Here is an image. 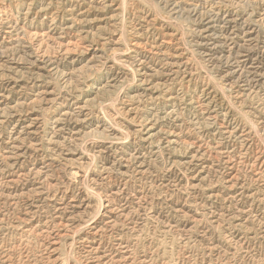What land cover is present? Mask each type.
Here are the masks:
<instances>
[{"label": "rangeland", "instance_id": "374dc122", "mask_svg": "<svg viewBox=\"0 0 264 264\" xmlns=\"http://www.w3.org/2000/svg\"><path fill=\"white\" fill-rule=\"evenodd\" d=\"M179 1L0 0V264H264V79L227 85L198 46L215 0ZM137 36L163 41L144 70Z\"/></svg>", "mask_w": 264, "mask_h": 264}, {"label": "bare ground", "instance_id": "6f19581e", "mask_svg": "<svg viewBox=\"0 0 264 264\" xmlns=\"http://www.w3.org/2000/svg\"><path fill=\"white\" fill-rule=\"evenodd\" d=\"M187 1V0H186ZM235 1V0H234ZM233 0H215L214 6L212 10L205 11L203 14L199 15V19L197 21V34L199 38L198 46H200L204 54L211 60H219L224 59L228 64H230L231 68L230 71L227 73L226 81L229 78H234V81L232 84H234L236 87V92L242 96H246V92L254 93L256 92L260 82L262 79H264V57L262 56L264 52V12L262 14H251L249 16H245L243 13H240V11H223L221 6L222 5H228L232 4L234 5ZM61 2V1H60ZM158 2V1H157ZM161 2V1H160ZM180 2H184L185 0H180L179 3H175L174 7L178 6L180 7ZM210 2V1H209ZM244 2V0H243ZM88 3V2H87ZM101 3V2H100ZM110 3V2H109ZM171 3V2H170ZM242 3V2H241ZM113 4V3H112ZM204 4V3H203ZM207 4V3H206ZM239 4V3H238ZM106 5V4H105ZM208 5V4H207ZM244 5V4H243ZM58 6V5H57ZM91 6V5H89ZM163 6V4H162ZM193 6V5H192ZM211 6V5H210ZM97 7V5H96ZM101 7V6H100ZM178 7V8H179ZM238 7V6H237ZM44 8V7H43ZM171 8V6H170ZM231 8V7H230ZM240 8V7H239ZM68 9V8H67ZM84 9V8H83ZM136 9V8H135ZM138 9V8H137ZM185 9V8H184ZM187 9V8H186ZM193 9H195L193 7ZM252 9V8H251ZM170 10V9H169ZM176 10V9H175ZM180 10V9H179ZM3 11V10H2ZM69 15H73L72 11L69 10ZM82 11V10H81ZM142 11V9H141ZM178 11V10H176ZM184 11V10H182ZM189 11V9H188ZM201 11V10H200ZM204 11V10H203ZM124 12V10H123ZM197 12V11H196ZM252 12V10H251ZM3 13V12H2ZM24 13V12H23ZM132 13V12H131ZM176 13V12H175ZM181 13V12H180ZM57 14V13H56ZM184 14V13H183ZM199 14V12H198ZM136 15V14H135ZM146 15V14H145ZM177 15V14H175ZM190 15V14H189ZM140 16V15H139ZM153 16V15H152ZM198 16V15H197ZM74 20L76 22H84L86 21L85 14L82 12L79 16L74 17ZM126 17V16H125ZM142 17V16H141ZM28 18V17H27ZM97 18V17H96ZM153 18V17H152ZM90 19V18H88ZM87 19V20H88ZM93 19V18H92ZM101 19V18H100ZM131 19V18H130ZM143 19V17H142ZM161 19V18H159ZM195 19V18H193ZM1 20V19H0ZM55 21V20H54ZM90 21V20H89ZM129 21V20H128ZM148 21V20H147ZM196 22V21H195ZM111 24V23H110ZM131 24V23H130ZM78 25V24H77ZM128 25V24H127ZM56 26L53 29L50 27V38L57 40L62 38V36L57 35V33L54 31ZM53 27V26H52ZM62 29V31H67L70 29H73L75 27L74 24L72 25H64L60 23V26H58ZM137 27V26H136ZM162 27V26H161ZM17 28V27H16ZM138 28V27H137ZM160 28V27H159ZM192 28V27H191ZM14 28L8 27L6 33L14 32ZM85 30V29H84ZM89 30V29H88ZM147 30H150L149 28ZM195 30V29H194ZM151 31V30H150ZM156 31V30H155ZM164 31V30H163ZM63 33V32H61ZM140 33V32H139ZM30 34V33H29ZM40 34V33H39ZM68 34V33H67ZM115 34V33H114ZM70 35V34H69ZM169 35V34H168ZM159 36V35H158ZM157 36V37H158ZM261 36H263L261 38ZM156 37V36H155ZM139 38V39H138ZM18 39V38H17ZM63 39V38H62ZM111 39V38H110ZM120 39V38H119ZM16 40V39H15ZM153 40V41H152ZM146 39L145 42L141 41V37L137 36V38H134L132 41V44L128 47V53H131L133 58H135L137 62V67L140 68L143 66L144 62H146L145 57L141 58L140 56V50L146 48L149 49V51H156L161 54L163 41L161 43H158L155 39ZM158 40V39H157ZM107 41V40H106ZM115 41V40H114ZM169 42V40L167 41ZM70 43V42H69ZM59 44V43H58ZM64 44V43H62ZM171 44V43H170ZM196 44V43H195ZM4 45V44H3ZM60 45V44H59ZM87 45V44H86ZM168 45V44H167ZM85 46V45H83ZM82 46V47H83ZM77 47V46H76ZM103 47V46H102ZM109 47V46H108ZM37 48V47H36ZM66 48V47H65ZM64 48V49H65ZM80 48V47H79ZM111 48V47H110ZM259 49L261 51H256V49ZM77 49V48H76ZM75 49V50H76ZM88 49V48H86ZM5 50V49H4ZM93 50V49H92ZM95 50V49H94ZM164 50V49H163ZM83 51V49H82ZM65 52V51H64ZM81 52V51H80ZM87 52V51H86ZM5 53V52H3ZM71 53V52H69ZM93 54V53H92ZM152 54V53H151ZM2 55V54H1ZM40 55V54H39ZM99 55V54H98ZM145 55V54H144ZM128 56V55H127ZM176 56V55H175ZM58 57V56H57ZM87 57V56H86ZM150 57V56H149ZM81 58V57H80ZM118 58V57H117ZM23 59V58H22ZM126 60V59H125ZM165 61V64L168 66L174 67L177 63L170 61L169 58L164 57L163 59ZM88 61V60H87ZM185 61V59H184ZM221 61V60H220ZM126 62V61H125ZM183 62V61H182ZM51 63V62H49ZM54 63V62H53ZM128 63V62H127ZM130 63V62H129ZM134 64V63H133ZM188 63L184 64V68L187 67ZM52 65V64H51ZM179 65V64H178ZM46 66V65H45ZM50 67V66H49ZM56 67V66H55ZM58 67V66H57ZM180 67V66H179ZM52 68V67H51ZM183 68V69H184ZM5 69V68H4ZM58 69V68H57ZM60 69V68H59ZM142 70V68H140ZM169 69V68H167ZM182 69V68H181ZM80 70V69H79ZM132 70V69H131ZM159 70V69H158ZM173 70V69H172ZM65 72V71H64ZM185 72V71H184ZM70 73V72H69ZM141 73V71H140ZM143 73V71H142ZM146 73V72H144ZM155 73V72H154ZM171 73V72H170ZM148 74V73H146ZM166 74V73H165ZM192 74V73H191ZM62 75V74H61ZM67 75V74H66ZM190 75V74H189ZM63 76V75H62ZM65 76V75H64ZM69 77V76H68ZM62 79V78H61ZM66 79V78H65ZM188 79V78H187ZM190 79V78H189ZM64 80V79H63ZM70 80V78H69ZM158 80V79H157ZM149 81V80H148ZM231 81V80H230ZM153 82V81H152ZM148 83V82H147ZM155 83V82H154ZM227 85H230V83L227 81ZM151 86V85H150ZM148 88V87H147ZM44 92V91H43ZM207 93V92H206ZM2 94L0 93V96ZM138 95V94H137ZM154 95V94H153ZM210 95V94H209ZM137 97V96H136ZM170 97V96H169ZM174 98V97H173ZM208 98V97H207ZM258 98V97H257ZM208 100V99H207ZM216 100V99H215ZM217 102V101H216ZM207 103V102H206ZM203 105L202 103H200ZM199 104V105H200ZM208 109H210L207 113V119L208 120H216L218 114L223 113V109L221 107H215L212 103H207ZM220 105V104H219ZM217 105V106H219ZM264 109V105L262 106ZM194 108V107H193ZM260 108V107H259ZM226 111V110H225ZM263 111V110H262ZM228 113V112H227ZM261 117V116H260ZM149 119V118H148ZM2 120V119H1ZM58 120V119H57ZM140 120V119H139ZM60 120H58L59 122ZM261 121V120H260ZM151 123V122H150ZM223 124V123H222ZM221 125V124H220ZM239 125V124H238ZM149 126V125H148ZM141 127V126H140ZM222 127V134L223 135H236L237 131L231 130L227 126H221ZM264 127V126H263ZM56 128L60 130V125L57 124ZM149 128V127H148ZM236 128V127H235ZM200 129V128H199ZM56 130V129H55ZM160 132V131H159ZM206 132V131H205ZM242 132V131H241ZM151 133V132H150ZM167 133V132H166ZM170 133V132H169ZM172 133V132H171ZM170 133V134H171ZM168 134V133H167ZM166 134V135H167ZM180 134V133H179ZM243 134V133H242ZM129 135V134H128ZM240 135V134H239ZM178 136V135H177ZM159 137V136H158ZM244 137V136H243ZM245 138V137H244ZM14 141L16 138H10ZM168 139V138H167ZM249 139V138H248ZM158 140V139H157ZM241 140V139H240ZM167 141V140H166ZM173 141V140H172ZM171 141V142H172ZM159 142V141H158ZM161 142V141H160ZM167 144V143H166ZM41 146V145H40ZM11 147V146H10ZM38 147V146H37ZM175 148V147H174ZM7 149V148H6ZM158 149V148H157ZM12 151V149H11ZM5 153L7 151L5 150ZM20 155V153H19ZM12 157V156H11ZM235 160V159H234ZM48 163V162H47ZM237 163V162H236ZM54 164V163H53ZM234 164V162H233ZM263 169V168H262ZM42 171V170H41ZM23 177V176H22ZM38 179V178H37ZM48 179V178H47ZM14 180V179H13ZM50 184V183H49ZM51 185V184H50ZM231 185V184H230ZM38 192V191H37ZM118 194V193H117ZM31 196V195H30ZM135 197V196H134ZM232 197V196H231ZM137 198V197H136ZM29 199V198H28ZM54 203V202H53ZM54 205V204H53ZM52 205V206H53ZM67 204L59 203V206H55V216L60 215L61 213H65L67 209ZM74 205V204H72ZM115 208V206H114ZM54 211V210H53ZM73 212V211H72ZM112 210L107 209L106 210V216L109 219V223H111L112 216ZM123 214V213H122ZM66 216V215H65ZM233 216V215H232ZM253 216V215H252ZM60 218V217H59ZM67 218V217H66ZM231 218V217H230ZM56 222V221H55ZM96 222V220H94ZM62 223V222H61ZM115 223V222H114ZM113 223V224H114ZM66 224V223H65ZM94 225V224H93ZM97 228V226L93 227ZM103 228V227H102ZM54 230V229H53ZM98 231V230H97ZM96 233V232H95ZM59 235V233H58ZM57 235V236H58ZM48 238V237H47ZM11 249V248H10ZM89 254V253H88ZM35 255V254H34ZM96 255V254H95ZM106 255V254H105ZM111 256V255H110ZM99 257V256H98ZM109 257V256H107ZM96 258V256H95ZM91 259V258H90ZM103 261V260H102ZM12 262V261H11ZM110 263V262H109Z\"/></svg>", "mask_w": 264, "mask_h": 264}]
</instances>
